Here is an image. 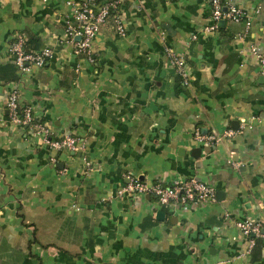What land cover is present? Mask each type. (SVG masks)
I'll return each mask as SVG.
<instances>
[{
    "label": "crops",
    "instance_id": "obj_1",
    "mask_svg": "<svg viewBox=\"0 0 264 264\" xmlns=\"http://www.w3.org/2000/svg\"><path fill=\"white\" fill-rule=\"evenodd\" d=\"M71 1L82 0H0V264H264V237L249 251L237 226L254 221L264 234V70L252 52H264V0H223L251 26L226 21L215 33L205 31L212 0H126V35L107 22L89 56L67 39ZM18 35L53 58L22 73L10 54ZM13 91L83 150L56 151L12 124ZM196 130L239 133L213 146ZM129 174L149 186L196 179L215 193L173 207L114 198Z\"/></svg>",
    "mask_w": 264,
    "mask_h": 264
},
{
    "label": "built area",
    "instance_id": "obj_2",
    "mask_svg": "<svg viewBox=\"0 0 264 264\" xmlns=\"http://www.w3.org/2000/svg\"><path fill=\"white\" fill-rule=\"evenodd\" d=\"M126 0H82L80 2H68L69 11L65 15L67 39L75 44L77 55H88L92 42L100 32L101 28L112 20L116 32L120 36L126 35V28L120 17V9ZM137 1V0H132ZM213 13L212 24L205 28L209 33H215L219 29V23L224 21L240 22L246 21V31L251 26V16L233 5L224 3L223 0H212ZM77 38H80L78 41ZM196 39V37H193ZM26 40L18 35L11 44L10 54L14 58L19 71L24 74L30 73L34 68H43L52 58L53 50L44 48L42 50L29 52L26 49ZM253 55L259 60L264 70V52L252 49ZM165 53L175 68L176 73L187 82L186 63L184 59L170 48ZM6 107L9 120L12 124L27 129L35 136L43 140L56 151H78L83 150L79 140L73 137L63 139L54 138L51 129L36 120L31 107H22L18 91L9 94ZM239 132L225 131L221 135H204L200 130L194 133V140L198 143L217 145L225 139L235 137ZM87 170H91V163L86 157L83 159ZM127 184L122 186L114 195L120 199L127 196L149 195L154 197L161 206H187L191 204H204L213 199L215 190L210 185L196 179H179L171 183H161L149 186L132 175H127ZM242 233L249 239V251L255 246L256 239L264 237L263 226L254 221H241L237 224Z\"/></svg>",
    "mask_w": 264,
    "mask_h": 264
},
{
    "label": "trees",
    "instance_id": "obj_3",
    "mask_svg": "<svg viewBox=\"0 0 264 264\" xmlns=\"http://www.w3.org/2000/svg\"><path fill=\"white\" fill-rule=\"evenodd\" d=\"M27 44V43H26ZM26 49H27V51H29V52H33L32 50H29L28 48H27V45H26ZM38 51V50H37ZM182 80V79H181ZM178 88H180L181 90H183V86H182V84L180 83L179 85H178Z\"/></svg>",
    "mask_w": 264,
    "mask_h": 264
},
{
    "label": "water",
    "instance_id": "obj_4",
    "mask_svg": "<svg viewBox=\"0 0 264 264\" xmlns=\"http://www.w3.org/2000/svg\"><path fill=\"white\" fill-rule=\"evenodd\" d=\"M219 24H220V25H226V21L222 20ZM77 40L79 41L80 38H77ZM160 215H161V214H160Z\"/></svg>",
    "mask_w": 264,
    "mask_h": 264
}]
</instances>
